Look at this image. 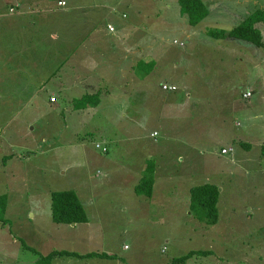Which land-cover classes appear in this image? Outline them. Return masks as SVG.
Here are the masks:
<instances>
[{
    "label": "rangeland",
    "instance_id": "374dc122",
    "mask_svg": "<svg viewBox=\"0 0 264 264\" xmlns=\"http://www.w3.org/2000/svg\"><path fill=\"white\" fill-rule=\"evenodd\" d=\"M258 1L264 7V0ZM165 4L166 0H159L157 10L161 12ZM172 4L170 12L179 6L175 1ZM6 6L1 3L3 9ZM141 7L150 15L154 13L152 5L141 4ZM8 10L1 13L5 15L4 29L11 30L13 38L0 37V195H6V204L9 200L4 212L0 206V264H170L173 258L191 250L206 252L194 254L184 264H264V214L257 213L258 203L250 204L251 192L259 185L252 181L259 178V167L264 165L260 164L257 143L264 139L262 22L257 23L262 45L243 40L250 47L227 39L210 38L203 33L207 22L197 26L201 43L194 47L203 63H195L192 69H197L202 91L208 95V89L212 88V93L214 87H222L232 106L226 108L230 114L224 120L226 132L222 133L217 130L218 119L213 115L215 101L213 104L203 102L202 109L207 113L201 119L204 138L194 139V143H189V139L187 142L195 145L196 150L187 148L185 158L180 160L177 153L168 159L164 156L178 151L169 144L182 143L165 134L166 125L172 119L158 101L156 117L152 114L153 105L135 114L129 104L127 118L120 119L118 114L105 116L96 109L90 110L84 121L72 110V105L69 109L68 99L51 92L54 80L39 85L37 74H48L50 69H36L35 64L24 57V51L20 49L28 45L22 32L30 24L16 23L17 16L8 17L16 14ZM118 21L113 22L117 25ZM82 22L89 28L95 20ZM169 28L174 31L171 26ZM4 29L0 26V32ZM177 31L176 35L167 33L162 43L155 38L154 45L179 49L183 41ZM174 38L177 43L172 42ZM150 39V36H144L146 44ZM87 42L92 44L88 39ZM34 48L42 50L43 45ZM237 51L242 52L241 56ZM224 71L225 77L221 76ZM155 74L151 81H157L156 84L166 79L163 74ZM162 85L161 89L168 91ZM177 89L174 92L177 98H185L187 93L183 87L178 85ZM246 89H250L251 96L243 98L240 92ZM117 108L118 104L115 112ZM191 111L192 105L188 109L189 113ZM177 120L178 117L173 123ZM131 121L138 126L125 131L129 128L126 122L130 124ZM249 123L253 126L249 127ZM150 132L156 133L152 136L155 141L149 137ZM234 134L245 137L251 145L243 146L233 139ZM144 142L157 145L165 158L163 163H158L160 172L154 179V197L149 207L142 202L146 196L135 194L132 181L128 180L133 178L128 173L130 167L140 162L139 168L146 169L151 162L150 158L141 164V151L132 147ZM96 143L106 145L108 152L95 148ZM224 145H231L222 147L228 149V154L221 152ZM230 158L242 161L227 163ZM8 164L9 168H22L9 171ZM241 165L249 169L246 181L242 177L241 181L230 182L231 172H235V176H245ZM203 182L214 183L220 189L218 220L212 225L200 222L185 207L186 195L190 203L189 187ZM64 189L77 193L89 224H58L50 219V192ZM234 189L237 194L233 204L231 192ZM179 191L182 196H175ZM132 196H137L138 200ZM91 204L104 207L96 211ZM250 206L253 207L251 211L248 210ZM53 250H72L81 254L94 251L111 256H107L109 260L104 259L106 256L44 257Z\"/></svg>",
    "mask_w": 264,
    "mask_h": 264
},
{
    "label": "crops",
    "instance_id": "0c3cea01",
    "mask_svg": "<svg viewBox=\"0 0 264 264\" xmlns=\"http://www.w3.org/2000/svg\"><path fill=\"white\" fill-rule=\"evenodd\" d=\"M58 1L0 0V26L4 29L6 23L4 21L5 15L1 11L10 7L15 8L13 13L16 15L8 16L9 18L17 16L16 23L30 24L22 32V38L27 39L26 45L28 46L20 50L24 51V57L28 61L35 64L36 69H43L42 67L50 69L48 74H37L39 85H44L45 82L54 80L50 88L51 92H56L63 99H68L69 109L71 105L73 107L74 99H78L88 93H96L99 101L97 105L73 107L72 110L77 111L81 119L83 118L84 120V116L90 110L96 109L105 116L113 117L118 114L120 119H124L128 117L129 104L132 105L131 108L135 114H139L141 109L145 110L153 105L152 114L156 117V102L158 101L161 107L169 111V116L172 119L166 125L167 131L165 134H169L171 139L180 140L179 143H182L180 145L169 144L170 148H175L178 151L164 154L166 159L172 158L177 153L180 160H183L186 156L184 155L186 149H194L195 147V145H190L189 143H194V139L204 138V126H201L203 123L201 119L207 115L202 109L204 101L212 104L215 101L213 104L215 109L213 115L215 114L216 119H218L216 128L222 133L226 132L224 120L230 114L226 108L229 109L232 106V101L227 98V94L224 92L225 89L222 87H214L212 93H210L212 88L208 89V95L202 91L201 79L196 74L197 69H192L195 63H203L196 47H194V45L198 46L201 43L197 26L207 22L203 28V33L206 35H208L207 31L210 27L229 29L241 22L255 8H262L263 6L259 4L258 0H203L208 14L194 26L188 24L187 18L180 12L179 6L175 11L170 12L174 5L172 3L174 1L178 3V0H166L165 7L161 12L156 8L159 0H145V3L143 0H62L65 1L64 5H58ZM1 3H6V8L3 9ZM141 4L147 5V7L152 5L151 10L154 13L150 15L145 8L141 7ZM142 11L144 12L143 15ZM171 15L173 19L168 20ZM88 19L95 20L89 28L86 23L82 22V20ZM116 19L119 20L117 25L113 22ZM108 25H112L114 30L110 31ZM170 26L174 31H170ZM168 29L169 32L167 31ZM177 29L184 43L183 46L180 45L179 49L172 46L163 47L162 44L159 47L154 45L155 38L162 43L167 33L176 35ZM10 34L11 30L4 29L3 32H0V37H4V39L13 38ZM144 36L151 37L147 44L144 41ZM86 39L90 40L92 44L88 45ZM226 39L240 45L248 44L243 46L250 47L249 43H245L246 41L236 38L221 40ZM141 40L144 41V45L140 44ZM174 40L176 39L174 38L172 42ZM39 41H42V43ZM128 42L132 43V45L127 44ZM101 43L104 46H99ZM35 45H43L42 50L34 48ZM237 52L238 56H241L242 52ZM201 53L207 52L202 51ZM28 64L30 65V63ZM155 73L163 74L166 79L158 81L156 84L157 81H151V76L156 75ZM225 75L226 71L221 74L223 77ZM164 83L181 85L184 93H187L186 97L179 100L174 94L176 91L162 90L161 84ZM247 90L250 89L242 90L240 95ZM91 101L96 102V99ZM116 104H118L117 112H115ZM191 105L192 111L189 113L188 109ZM208 107H210L209 104ZM168 113L164 112L165 115H168ZM176 113L177 115H175ZM256 115L257 113L255 117ZM147 116L150 117V114H147ZM157 117L159 116L157 115ZM176 117L179 120L173 123ZM162 119L160 120L162 121ZM248 120L251 121V118H248ZM165 121L163 120L162 122ZM126 124L129 128L125 131L132 130L133 127L138 126L135 121H131L130 124L126 122ZM248 126L252 127L253 124L249 123ZM152 132L149 133L150 138H153L151 136ZM232 136L234 140L245 147L251 145L243 136H238V134ZM189 139L191 141L188 143ZM185 141L189 146L184 143ZM259 141L260 139L257 142L259 143L260 151L259 160L260 164H264L262 152L264 139L263 142ZM228 146L231 145H224L221 148ZM132 147L141 151V164L150 158L151 161L155 162L154 179L156 180L160 172L158 163H163L165 160L161 149L150 142L139 143L132 145ZM246 160H249V158H246ZM236 161L240 163L242 160L238 161L230 158L227 163L233 164ZM138 164L128 169V173L133 175V178H128V180L131 179L132 181L133 191L134 186L141 181L145 172V169L139 168ZM6 167L9 171L22 168H9V164ZM240 169L244 171L245 176H235V172H231L229 175L231 178L230 182L241 181L242 177L243 181H246V172L249 169L242 165ZM165 171L167 173L168 170L166 169ZM259 172L261 173L259 178L252 181L259 183V185L255 186L254 191L251 192L252 199L250 204L258 203L257 213L264 214V165L259 167ZM235 194H237V191L234 189L231 192L233 204ZM179 195L182 196L181 191L175 192V196ZM132 197L137 198V196ZM153 197L154 192L152 191L150 197H144L143 204L149 207L151 204L150 200L152 201ZM186 198H188L187 195L184 197L185 207L187 206L186 209L189 208V212L192 213V203H188L189 201ZM8 205L9 200H7V204L4 202L5 208ZM91 205L96 211L104 207L98 204L95 207L94 204ZM252 209L253 207L251 206L248 208L249 211ZM84 224H89V217ZM73 225L75 226L76 223ZM104 259L109 260L110 257Z\"/></svg>",
    "mask_w": 264,
    "mask_h": 264
},
{
    "label": "trees",
    "instance_id": "16d2710c",
    "mask_svg": "<svg viewBox=\"0 0 264 264\" xmlns=\"http://www.w3.org/2000/svg\"><path fill=\"white\" fill-rule=\"evenodd\" d=\"M178 3L180 12L185 15L188 24L191 26L198 24L208 14L207 7L205 6L203 0H178ZM13 9L15 10L14 7ZM14 10L9 11L13 12ZM259 22L264 24V7L255 8L241 22L229 29L210 28L207 33L210 37L215 39H225L230 37L238 40H246L256 46H260L262 45V36L257 27V23ZM93 99H96V102L91 101ZM76 100L78 101L73 102V107L75 108H78L79 105L95 106L99 102L96 93L82 95ZM262 152L264 157V149ZM153 184L154 162L151 161L146 166L141 181L134 186V190L139 195L143 194L146 197H150L153 190ZM188 190L190 203H192V212L195 218L208 225L215 224L218 220V186L214 183L203 182L190 186ZM5 200L6 195L1 194L0 206L2 208V212H4L5 209ZM49 215L50 219L58 224H70L72 222L78 224L86 223L88 221V216L85 212L83 203L79 199L77 193L72 189L55 190L50 192ZM205 252V250H191L183 256L173 258L170 264H184L186 260L194 254H202ZM54 255H68L74 257L111 256L94 251L81 254L72 250H53L47 255H44V257L47 258Z\"/></svg>",
    "mask_w": 264,
    "mask_h": 264
},
{
    "label": "built area",
    "instance_id": "2783aa9c",
    "mask_svg": "<svg viewBox=\"0 0 264 264\" xmlns=\"http://www.w3.org/2000/svg\"><path fill=\"white\" fill-rule=\"evenodd\" d=\"M64 4H65V1H62V0H59V1H58V5H64ZM9 10L12 11V10H14V9H13L12 7H10ZM108 29H109L110 31H113V30H114V27H113L112 25H108ZM176 42H177V41L175 40L174 43H176ZM180 44L182 45L183 43L180 42ZM162 88L165 89V90H168V91H175V90L177 89V86L174 85V84H167V83H164V84L162 85ZM250 96H251V92H250L249 90L244 91V92L242 93V97H243V98H248V97H250ZM155 134H156V133L154 132L153 134H151V136H154ZM95 148L99 149L101 152H106V151H107V147L104 146V145H102V144H99V143H96V144H95ZM221 152H222V153H227V152H229V151H228V149H226V148H222V149H221Z\"/></svg>",
    "mask_w": 264,
    "mask_h": 264
},
{
    "label": "water",
    "instance_id": "95a60500",
    "mask_svg": "<svg viewBox=\"0 0 264 264\" xmlns=\"http://www.w3.org/2000/svg\"><path fill=\"white\" fill-rule=\"evenodd\" d=\"M72 224H74V222H72Z\"/></svg>",
    "mask_w": 264,
    "mask_h": 264
}]
</instances>
